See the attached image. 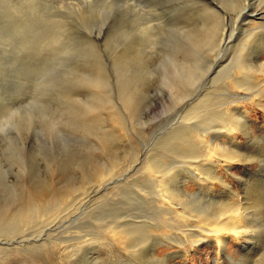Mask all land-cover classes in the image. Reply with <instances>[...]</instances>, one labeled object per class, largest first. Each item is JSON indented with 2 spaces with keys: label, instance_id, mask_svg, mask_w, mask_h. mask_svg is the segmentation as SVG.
Instances as JSON below:
<instances>
[{
  "label": "rangeland",
  "instance_id": "rangeland-1",
  "mask_svg": "<svg viewBox=\"0 0 264 264\" xmlns=\"http://www.w3.org/2000/svg\"><path fill=\"white\" fill-rule=\"evenodd\" d=\"M231 1L204 0L223 14L220 23L226 30L224 44L229 41V32L241 10ZM262 2L255 3L264 7ZM166 4V0H0V211L6 203L17 206L20 189L26 185L40 188L48 181L52 188L66 187L71 193L67 203L59 205L60 209L56 207L57 213L51 211L53 218L48 212L38 220L34 218L18 226L6 225L7 219L0 221V239L21 241L23 247H31L33 240L39 238L51 240L44 252L54 239L62 240L57 243L63 250L70 247L66 249L68 259L62 260L54 252L50 264L137 262L117 251L105 257L92 244L86 243L87 247L83 245L82 249L75 243L102 234L111 214H121L127 220L140 215L136 194L138 185L147 186L140 181L146 177L144 167L174 125H179L199 91L211 83L207 80L211 75L206 73L194 85L197 87L192 86L189 95L186 93L190 98L184 96L181 100L182 93L170 84L177 77L165 65L166 60H161L163 53L149 43L152 26L169 18ZM182 13L190 15L195 25L204 14L203 5L188 2ZM238 32L237 37H246L241 29ZM237 39L232 38L222 50L225 58L222 65L230 64ZM129 46L138 47L139 65L126 60ZM203 56L206 63L200 61L202 67L209 61L207 53ZM261 57L264 59V51ZM99 75L102 80L105 76V85ZM96 78L103 82L104 89L106 86L104 95L109 94V98L104 95L100 98L104 92ZM125 81L128 93L136 94L137 99L125 111L130 114L128 120L122 119ZM95 91L101 92L100 95ZM89 111L87 115L94 111L102 115L97 121L100 124H82L84 112ZM251 133L241 137V148L254 160L246 163V167L238 164L231 170L232 176L226 178L232 190L241 192L245 204H249L244 199L245 190L247 193L255 190L264 201V113L259 108L251 116ZM103 134L115 145L113 158L100 143ZM217 183L213 185L215 190L223 191V186ZM187 189L196 192L192 184ZM259 209L256 222L262 230L253 240L252 250H245L237 241L229 243L225 252L220 253L201 244L189 252L186 263L170 258V264H263L264 214ZM101 214L105 215L100 217ZM172 251L164 246L156 248L159 256ZM19 256L7 261L0 259V264H35L24 255Z\"/></svg>",
  "mask_w": 264,
  "mask_h": 264
},
{
  "label": "bare ground",
  "instance_id": "bare-ground-1",
  "mask_svg": "<svg viewBox=\"0 0 264 264\" xmlns=\"http://www.w3.org/2000/svg\"><path fill=\"white\" fill-rule=\"evenodd\" d=\"M251 1H231L241 10L238 18L236 17L235 25L233 24L229 32V41L232 38H238V42L234 44L230 64L222 65L221 63L225 61L222 50L229 41L225 44L223 42L226 30L225 25L220 23L223 18L221 11L204 0H166L168 6L166 13L169 18L165 19L164 23L152 26L153 32L149 43H152V47L158 49L160 54L163 53L161 60H166H163L165 65L170 66L177 77L174 81L171 80L170 84L172 83L174 90L177 89V92L182 93L181 100L206 73L211 75L210 78H206L211 83L208 84L209 87L206 85L205 89H202L200 84L199 88L202 90L199 91L196 101L194 99L195 102L189 104L188 111L181 118L179 125L177 127L174 125L175 128L171 129L155 155L151 156L152 158L144 167L146 177L140 181L147 186L138 185L136 194L140 215L133 220L127 217V220L121 214H111L109 217L111 221L104 227L102 234H94L90 236L91 238L88 236L89 238L83 241L81 239V242L75 243L76 247L80 248L86 243L92 244L105 257L117 251L137 261L135 264L154 262L170 264V258H179L182 263H186L189 252L201 244L214 247L217 253L225 252L228 244L233 241L239 242L245 250L248 248L252 250L255 247L253 240L262 230V226L258 227L256 219H258L260 207L264 214V201L256 195L255 190L247 193L244 189L246 196L244 199L249 204L243 203L241 192L232 190L230 183L226 180L229 175L232 176L231 170L238 164L242 163L246 167V163L254 160V157L242 152L241 137L246 138L252 134L253 111L259 108L264 113V59L261 57L264 51V7L255 3L257 0ZM188 2H201L203 5L204 14L200 16L201 21L195 25L193 23L195 20L192 21L190 15L180 14L182 7ZM133 24L136 22L134 21ZM239 29L245 33L246 37H237L236 31L238 32ZM205 47L207 49L204 51ZM206 53L209 61L202 67L199 63L205 61L203 55ZM139 54L138 47L129 46L126 49L125 58L131 61L132 65H139L141 61ZM99 76L98 78L102 80ZM104 79L102 81L105 85ZM103 82H99V87L103 88L104 92L106 86L105 89L102 87ZM127 83V81L124 82L122 91L124 109L122 119L124 120H128L130 115L125 111L137 100L136 94L128 93ZM108 87L107 91H109ZM96 89L99 90L98 87ZM100 93L98 92L99 95ZM104 94L106 95L104 92L100 98ZM105 98H109V94ZM107 100L105 102L109 103V99ZM99 109L102 110L101 107H98ZM98 110H95L96 113ZM88 113L90 111L84 112L86 116L83 117V125L95 126L101 123L97 121L102 119V115L94 113L87 115ZM116 121L118 122L119 119ZM108 138L104 135L100 143L113 158L116 149ZM112 164L115 165V163ZM215 182L223 186L221 192H227V195H222L220 191L215 190L213 187ZM189 184L196 188V192H190L187 189ZM59 188H52L48 181L40 188L23 186L20 189L17 206L9 203L2 206L0 221L7 219L9 221H5L7 224L5 222L4 224L18 226L34 218L38 220V217L41 218L48 212H55L56 207L60 209L59 205L61 206L65 201L68 202L67 197L70 193L66 187ZM53 215L54 213L52 218ZM104 215L101 214L100 217ZM3 240L0 239V259L6 261L13 256L24 255V258L35 264H50L55 257L54 252L59 254L60 259L65 261L68 259L66 249L70 247L63 250L59 244L62 240L54 239L53 241L52 239L53 247L48 243L50 246L46 248L50 247V249L46 252L43 248L47 242L51 241L50 239V241H45L46 239L40 241V238L33 240L34 244L31 247L21 246V241ZM84 246L81 248L83 249ZM159 246L173 251L159 256L156 254V248ZM226 257L230 259L229 256L226 255ZM262 262L264 264V260Z\"/></svg>",
  "mask_w": 264,
  "mask_h": 264
}]
</instances>
